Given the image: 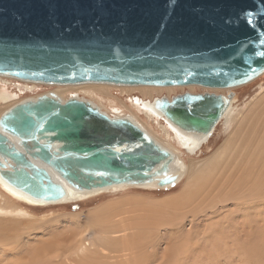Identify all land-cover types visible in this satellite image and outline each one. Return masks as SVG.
<instances>
[{
    "label": "water",
    "instance_id": "1",
    "mask_svg": "<svg viewBox=\"0 0 264 264\" xmlns=\"http://www.w3.org/2000/svg\"><path fill=\"white\" fill-rule=\"evenodd\" d=\"M264 0H0V75L50 85L231 88L264 72ZM227 95L185 92L157 107L210 134ZM14 137V141L11 139ZM172 154L125 117L42 94L0 116V174L44 201L75 189L171 185Z\"/></svg>",
    "mask_w": 264,
    "mask_h": 264
},
{
    "label": "rangeland",
    "instance_id": "2",
    "mask_svg": "<svg viewBox=\"0 0 264 264\" xmlns=\"http://www.w3.org/2000/svg\"><path fill=\"white\" fill-rule=\"evenodd\" d=\"M8 81L10 82V84H6L8 89L19 95V97L5 102L8 104L16 102L20 97H34L40 93L54 90L65 100L72 93L77 92L81 98L90 99L100 104L104 111L110 110L105 98L99 101L95 95L82 92L80 91L82 89L78 87L67 89L63 85L27 84L11 79ZM0 83L3 84L4 82L0 81ZM23 85L30 88L23 87L22 89ZM20 88L21 90H19ZM217 89L220 91L212 92L226 95L228 93L233 94V113L231 112L229 117L224 118L225 120L220 119L209 137L201 142L193 153L182 148L180 143L178 145L171 138L165 137L163 130L158 125L156 126L155 123L148 121L143 115L129 108L128 99L130 97H141L138 89H129L130 91L113 87L105 89L100 87L97 89L101 90L102 94L112 95L123 104L128 105L129 111L131 109V113L133 112L137 116L138 121L162 145L172 151L175 148V153L180 150L181 152L177 153L180 154L186 167L184 175L178 183H173L167 188L130 186L118 190L98 192L79 200L43 206L26 203L14 199L10 194L3 193L4 197L2 195L0 198V206L5 208L6 206L21 207L26 211V215H0L2 222L7 221V227L4 226L3 229L4 237L0 239L3 242L0 244V264H76L81 253L79 249L81 246L85 248H83L84 250L90 252L99 245L100 240L106 241V238L110 242L106 244L110 251L105 249L108 260H101L108 262L104 264H135L133 258L138 256H144L142 263L159 264L166 247L172 246V244L174 246L176 242H178V245L184 244L183 248L192 244V249L190 248L187 251L189 259L185 261L181 259L183 261L181 264H264V204L255 203L254 201L251 204L242 203L243 198L247 196V192L243 189L229 188L239 175L242 174L241 176L246 178L242 181L248 180L249 177L246 169L241 168L239 165L235 167L236 164L234 163H229V169L226 168V161L230 159L228 155L230 157L236 147L234 143L238 142L233 139L236 134H233L234 137L232 136L231 143L226 145L232 146L226 147L230 149H226L228 152L225 150L224 156L218 158L215 167L207 168L205 172L198 173L195 176L192 174L191 176H194L195 179L191 178L189 174L214 154L216 149L222 150L223 146L221 145L234 130L236 131L237 120L240 119L242 114H246V111L251 108L254 110L255 108L257 110V107L259 110L263 108L264 72L248 83L227 89ZM185 92L202 94L210 91L200 85H195L191 89L182 86L170 91L163 89L159 93L153 91L149 97L145 96V98L167 97L170 99ZM260 97L262 100L259 103L258 99ZM6 108V105L0 104V113ZM111 114L113 115V113ZM231 130L232 132H230ZM218 163H222V165ZM219 175L228 177V184L225 183V185L220 186V190H218L220 194L215 189L210 190L213 185L208 186L210 194H206L204 197V194L208 192H206L208 189L207 184L214 183L213 180ZM210 180L211 182H208ZM191 181L190 184L192 185H188ZM188 190H190L189 196L187 194L184 198L181 197L183 192L186 194ZM200 197L204 199L203 202H200L202 200ZM104 230H114L115 233H106V231L104 233ZM150 239L152 240L150 241ZM123 243H126V245ZM134 243H138L141 249L137 248L138 244L135 245ZM193 243L197 245L194 246ZM253 243L254 245L258 243V248L248 249L250 251L245 250L248 245ZM120 244H122V247H120ZM145 254L154 257L147 259ZM157 255L158 257H156ZM130 258L132 259L130 260ZM155 258H158V261ZM123 261H126V263ZM92 264L96 263L92 260Z\"/></svg>",
    "mask_w": 264,
    "mask_h": 264
},
{
    "label": "bare ground",
    "instance_id": "3",
    "mask_svg": "<svg viewBox=\"0 0 264 264\" xmlns=\"http://www.w3.org/2000/svg\"><path fill=\"white\" fill-rule=\"evenodd\" d=\"M7 78H9V77H4V76L0 75V81L4 82L3 84L0 83V104H4V105L7 106V108L0 113V116L5 111L9 110L13 105H15L17 103H20L22 101L29 100V99H35L36 97H38L39 95H42V94H47V95H51V96H54V97H58L62 101H65V99H62L58 95L59 93L57 94L53 90V91H48V92H45V93H40V94H38V95H36L34 97H24V98L20 97L14 103H12L11 101H10L11 103H9V104L5 103V102H7L10 99L19 97V95H17L16 92H11V90L8 89V86L6 85L7 83L10 84V82L8 80H10V79L11 80H17L19 82H23V83H27V84L28 83L29 84H33V83L34 84H43V83H39V82L22 81V80L15 79V78H10V79L7 80ZM47 85H50V84H47ZM23 87L30 88V87H27L26 85H23L22 89H23ZM63 87H65L67 89L68 88H72V87H78V88L82 89V90H80L82 92H85V93L87 92L89 94L95 95V97L98 98L99 101H101L103 98H105L107 100V102H108L107 104L109 105V108H108V109H110L109 111H104L101 108L100 104H97V103H95L94 101H92L90 99L81 98L79 96V93L77 94V92H74V93H72V95L69 96V98L72 97V98H77V99H82V100L89 101L92 105L98 107L100 109V111H102L103 113L107 114L109 117H125V118L131 120L133 123H135L137 126H139L143 131H145L157 144H159L161 147H163L166 150H168L173 156V158H172V160H171V162L169 164L168 175L174 176V182L173 183H175V184L178 183L181 180L182 176L184 175V173L186 171V167H185V165H184V163H183V161H182V159L180 157V154L177 153V152H181V151L180 150L177 151L176 152L177 154H176L175 153V148H173L174 151H172L170 148H167L166 146L162 145L159 141H157L155 138H153L154 135L152 136L150 134V132L148 131V129H146L144 127V125L141 124L138 121L137 116L135 114H133V112L131 113V109H133L136 113L143 115L148 121L155 123L156 126L158 125L161 128V130H163V133L165 134V137L167 136V137L171 138L178 145L180 143L181 147L184 148L185 150L189 151L190 153L195 152V150L199 147L200 143L203 142L204 140H206L207 137H209V134H203V133H199V132H195V131L184 130L181 127H178L177 125L172 123L163 114V112L157 107V101L161 97H151L150 99H146L147 97H149L152 94L153 91H157L158 93H159L160 90H163V89H166L167 91H170V90H172V89H174L176 87L180 88V87H182V85H180V86L179 85H172V86H152V85L125 86V85H110V84H101V83H84V84H77V85H63ZM98 87L99 88L103 87L104 89L107 88V87H113V88H118V89L120 88V89H124V90L125 89L126 90L127 89L128 90L129 89H138L139 93L141 94V97H139V96L138 97H134V98L130 97V99H128L129 108H131L130 111H129V109L127 107L128 105L123 104L122 102H120L118 100V98L112 97V95L110 96V95L102 94L101 90H97V89H99ZM184 87H187V88L191 89V88L195 87V85H193V84L192 85H184ZM78 88H75V89H78ZM203 88H206L207 91H210L208 93H213L212 91H218L219 90L217 88H210V87H205V86H203ZM19 90H21V88ZM222 91H224V90H222ZM214 94H217V93H214ZM223 95H226V94H223ZM257 95H258V93H257ZM145 96H147V97L145 98ZM261 100H262V98L260 97L258 99V102L260 103ZM232 103H233V96L231 97L227 108L225 109L224 113L222 114L221 119H224V118H227V117L230 116L231 112L233 111ZM255 104H256V102H255ZM252 110H254V109L253 108L249 109V111H246V114H244V115L242 114V116L240 117L239 120L236 119L237 122H238V124H236V131L234 130V132L231 133L230 136L227 137V139L224 140L225 142L223 143V145H221V146H223L222 150L221 149L219 150V148H218V150L216 149V152L214 151V154H212L210 157H208L206 159V161L202 165H200V166L198 165V167L194 171L189 172V174H190V176L192 174L195 176V175H198V173L200 174V173L205 172L207 170V168L215 167V165H217V164H215V162L218 160L219 157H221L223 155V153H225V150L228 149L226 147H231L232 146V145H230V146H226V145L231 143V138L234 137L233 134H236V136L233 138V139H236V141H238L237 143H234V144H236V147L234 146L235 148H234L233 152L231 151L232 153H231L230 157H229L228 153H226V155H228V158H230V159H228V158L225 157L226 159H228V161H226L227 162L226 168H228L229 163H234V164H236V165H234L235 167H238V165H239L241 168L246 169L247 173L249 174V177H248V180L242 181L245 177L241 176L242 174L239 175L237 177L236 181H234L229 186V188L232 189V187H234V189H236V190L243 189L245 192H247V196L245 198H243L244 200H243L242 203H250L251 204V202L254 201L255 203L256 202H260V203L264 204V106L260 110L258 109V107H257V110H256V108H255L254 111H252ZM238 112H240V111H238ZM111 113H113V115ZM230 132H232V130ZM11 139L13 141L15 140L14 137H12V136H11ZM163 144H165V143H163ZM228 150H226V152H228ZM218 164L222 165V163H218ZM216 169H217V167H216ZM0 170H1V168H0ZM50 172L53 175V178L63 185V187L65 189V195L63 196V198H61V199H59L57 201H44L42 199H37V198L25 193L24 191L16 188L14 185L10 184L4 177H2L1 174H0V189H1L0 190V198L2 197V195L4 197L3 193H6V194H10L11 197H13L14 199L25 201L26 203H30V204H33V205L43 206V205H50V204H57V203H63V202H68V201L79 200V199H82L84 197L87 198V197H89L91 195H94V194H96L98 192L108 191V190H118V189H123V188H126V187H130V186L144 187V188H167V187L171 186V185H165V186L160 187L158 185V180H159L160 176H157V177H154L151 181L145 182V183H142V184L123 183V184H114V185H111V186L105 187V188H96V189H90V190H87V189L79 190V189H75L74 187H72L68 183H66V181L61 179V177H59V175L57 173H55L54 171L51 170ZM239 174H240V172H239ZM221 175H222V173H221ZM221 175L217 176V178L213 180L214 181V183L212 182L213 184L212 183L210 185L207 184L206 187L208 189L206 190V192L207 191L208 192L204 194V197H205L206 194H210L208 186H212L213 185L212 188L210 187L211 188L210 190L212 191V189L213 190L215 189L217 191V193H219L218 190H220V186L225 185V183L228 184V180H227L228 177H226V176L223 177ZM194 176H191V178L193 177L195 179ZM199 181H201V180L199 179ZM208 182H211V180L208 181ZM190 183H192V181L189 182L188 185ZM197 183H198V181H197ZM190 185H192V184H190ZM226 187H228V186H226ZM185 189H187V188H185ZM190 190H188V193L186 192V194H184V192H183V196H181V197L184 198V196H187V194L189 196ZM226 191H228V190H226ZM217 193H215V194H217ZM201 199H200L201 200L200 202H203L204 199L203 198H201ZM200 205H201V203H200ZM203 207H204V205H203ZM1 214H3V215L15 214V215H18V216L20 215L21 216V215H26V211L24 209H22L21 207H9V206H6V208H5L4 206H0V215ZM6 223H7V221L2 222V219H0V239L1 238L3 239V237H4L3 229H4V226H6ZM226 226H228V225H226ZM123 230H124V228H123ZM105 231H106V233H112V232L115 233L114 230H110V231L104 230V233H105ZM6 237H8V236H6ZM125 238H126V236H125ZM151 240L152 239H150V241ZM2 243H3L2 240H0V244H2ZM108 243H110V242H109V239L107 240V238H106V241H101L100 240L99 245L97 247H95V249L90 251V252L84 250L85 248L81 246V248H79L81 253L78 251L80 253V255H79V259L76 261V264H92V260L96 264H104L105 262H108V261H102L101 260V259L108 260L107 252H106V250L110 251V248H108L106 246V244H108ZM123 244L126 245V243H123ZM137 244L138 243H136L135 245H137ZM176 244H174V246L172 244V246L169 245L170 247L169 246L166 247L165 253H162L164 255L162 256V258L160 260V263L158 262L159 264H181L183 262V261H181V259H184V261L189 259L188 258L189 257V253L187 251L190 248L192 249V244L191 245H187V246L185 245L186 246L185 248H183L184 244H179L178 245V242H176ZM193 244L195 246L196 243H193ZM121 245L122 244H120V247H122ZM138 245H137V248L141 249L140 245L139 246ZM255 247L258 248V243H256V245H254V243L248 245L247 248H245V250H248V249H251V250L253 249L254 250ZM121 249L123 250L124 247L121 248ZM119 251H121V250H119ZM151 251H153V250H151ZM248 251H250V250H248ZM124 252H125V250H124ZM119 253H118V255H119ZM230 253H232V252H230ZM130 254H129V256H130ZM141 255H143V254H141ZM145 256H146L147 259H151V257H154V256L149 257L146 254H145ZM143 257L144 256L134 257L133 258L134 263L135 264H146V263H142V258ZM156 257H158V255ZM36 258H38V257H36ZM159 258H160V256H159ZM131 259L132 258H130V260ZM155 259L158 261V258H155ZM126 261H127V259H126ZM126 261L125 262L123 261V262L126 263ZM47 264H49V263H47ZM108 264H115V263H108ZM117 264H119V263H117Z\"/></svg>",
    "mask_w": 264,
    "mask_h": 264
},
{
    "label": "snow or ice",
    "instance_id": "4",
    "mask_svg": "<svg viewBox=\"0 0 264 264\" xmlns=\"http://www.w3.org/2000/svg\"><path fill=\"white\" fill-rule=\"evenodd\" d=\"M261 55H264V53H261Z\"/></svg>",
    "mask_w": 264,
    "mask_h": 264
}]
</instances>
